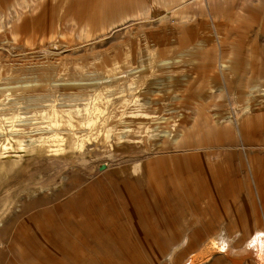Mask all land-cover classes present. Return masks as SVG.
Segmentation results:
<instances>
[{"label":"rangeland","instance_id":"374dc122","mask_svg":"<svg viewBox=\"0 0 264 264\" xmlns=\"http://www.w3.org/2000/svg\"><path fill=\"white\" fill-rule=\"evenodd\" d=\"M237 256L264 264V0H0V264Z\"/></svg>","mask_w":264,"mask_h":264},{"label":"bare ground","instance_id":"6f19581e","mask_svg":"<svg viewBox=\"0 0 264 264\" xmlns=\"http://www.w3.org/2000/svg\"><path fill=\"white\" fill-rule=\"evenodd\" d=\"M226 253V252H225ZM228 255V254H227ZM244 256V255H243ZM246 256V255H245ZM243 258H240L239 256H237V258H234V264H238V262H242Z\"/></svg>","mask_w":264,"mask_h":264},{"label":"crops","instance_id":"0c3cea01","mask_svg":"<svg viewBox=\"0 0 264 264\" xmlns=\"http://www.w3.org/2000/svg\"><path fill=\"white\" fill-rule=\"evenodd\" d=\"M234 58H235V57H234ZM248 66H249V65H248ZM250 71H253V69H252V70L250 69ZM247 75H249V73H248ZM247 75H246L245 78L249 77V76H247ZM252 75H254L253 72H252ZM249 81H250V83H252V79H249Z\"/></svg>","mask_w":264,"mask_h":264}]
</instances>
